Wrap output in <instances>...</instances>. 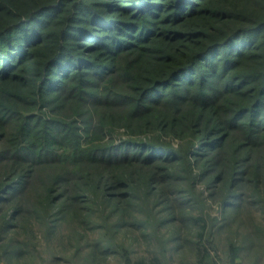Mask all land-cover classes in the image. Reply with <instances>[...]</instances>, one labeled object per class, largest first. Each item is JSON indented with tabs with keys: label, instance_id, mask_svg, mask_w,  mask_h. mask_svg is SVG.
Here are the masks:
<instances>
[{
	"label": "trees",
	"instance_id": "16d2710c",
	"mask_svg": "<svg viewBox=\"0 0 264 264\" xmlns=\"http://www.w3.org/2000/svg\"><path fill=\"white\" fill-rule=\"evenodd\" d=\"M0 90L1 231L34 214L20 198L49 167L46 211L63 200L76 217L74 198L94 189L119 203L112 190L137 176L165 198L163 224L198 237L203 260L213 233L194 211L200 177L224 221L258 208L243 240L263 239L264 0H0ZM88 113L93 136L110 122L151 135L84 146L71 117Z\"/></svg>",
	"mask_w": 264,
	"mask_h": 264
},
{
	"label": "rangeland",
	"instance_id": "374dc122",
	"mask_svg": "<svg viewBox=\"0 0 264 264\" xmlns=\"http://www.w3.org/2000/svg\"><path fill=\"white\" fill-rule=\"evenodd\" d=\"M29 64L30 61L26 63L27 66ZM32 99L34 97L31 96ZM36 106L30 105L28 108L36 109ZM49 108H42L46 116H61L59 111H51ZM89 114L71 117L77 121L82 134L81 144L84 146L93 141L98 144L109 141L118 143L130 137L142 139L151 135L149 132L134 133L127 127L112 125L110 122L103 134L100 132L102 137L93 136L94 126L91 124L95 118L94 114ZM114 114L118 115V112ZM82 119H86V122ZM167 140L175 145L180 142L177 138L168 137ZM50 169L47 167L37 171L34 183L31 182L30 189L20 198L28 212L34 214L24 220L17 218L15 230L0 229V264H139L140 260L148 264L151 259L158 264H264V237L257 240L253 247L247 246L248 241L243 240L244 233L251 226H259L261 223L258 218L259 209H245L241 212V220L229 217L224 221L219 203L209 198L205 179L199 177L195 185L194 191L199 195L198 198L202 188L205 189L201 193L204 200L199 201V207H194V211L202 214L203 220H207L206 231L213 233V241L210 242L212 244L206 242L205 236L209 255L199 260L197 251L191 246L192 241H197L198 237L187 234L185 227L176 232V225H179L177 220L163 224L164 219L172 217L171 210L167 211L166 200L159 195L156 184L147 187L138 183L137 176H132L129 184L128 180L127 185L112 190L121 195L119 203L108 202L102 190L83 191L76 200L74 198L73 202L78 204L77 216L74 217L73 211H64L67 206H63V200L57 202V205H61L59 209L56 206L51 207L50 211L44 209L46 205L40 182L48 177ZM80 172L78 169L76 176ZM179 175L185 177L183 173ZM65 188L64 183H61L52 191L51 197H57ZM112 191L107 192L108 195L112 196ZM167 193H173L170 187H167ZM168 194V197L176 196ZM39 197L43 202H38ZM11 206L7 205L5 211ZM124 207L129 211L126 217V223L129 224L122 225L119 218ZM179 214L176 213V217H180ZM137 221L144 225L143 229L136 227ZM242 245L247 248L240 249Z\"/></svg>",
	"mask_w": 264,
	"mask_h": 264
}]
</instances>
